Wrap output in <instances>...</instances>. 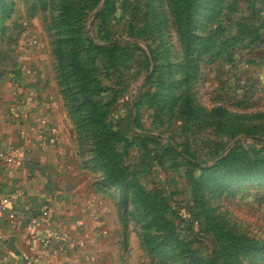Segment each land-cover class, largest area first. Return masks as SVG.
Instances as JSON below:
<instances>
[{
	"label": "rangeland",
	"instance_id": "obj_1",
	"mask_svg": "<svg viewBox=\"0 0 264 264\" xmlns=\"http://www.w3.org/2000/svg\"><path fill=\"white\" fill-rule=\"evenodd\" d=\"M0 103V126L14 116L31 151L69 138L29 179L46 176L45 194L75 214L100 200L86 259L264 264V169L246 164L264 160V0H0ZM99 123L124 132L113 158L144 189L128 200L106 180ZM54 207L41 212L57 219Z\"/></svg>",
	"mask_w": 264,
	"mask_h": 264
},
{
	"label": "crops",
	"instance_id": "obj_2",
	"mask_svg": "<svg viewBox=\"0 0 264 264\" xmlns=\"http://www.w3.org/2000/svg\"><path fill=\"white\" fill-rule=\"evenodd\" d=\"M3 107L4 103H0V120L3 118L5 109ZM51 117L52 127L56 128L60 123L65 124L64 121L60 122L57 118ZM21 130L22 128L14 116L6 117L3 125L0 126V149L4 148L16 157L15 163L12 165L0 158V198L9 194L13 196L11 210L0 213V264H95L92 260L94 258L92 257V261H90L88 258L86 259L84 253H98L94 244L101 237L102 232L96 228L97 224L94 219L97 215L95 205H100V200L93 197L77 200L76 206H88L90 209L87 210L89 211L87 214L84 213L85 211L75 214L63 209L61 203L53 202L54 198L45 194L48 187L46 176L34 177L32 181L29 179L31 173L43 172L47 174L51 170V167L48 166L50 161L68 154L69 138L65 134H61V131H55L61 136L55 150L48 148L50 146H45L47 141L43 139L42 141L37 140L39 145L36 148L39 150L34 148L31 151L30 148L36 142L35 138H29L28 134ZM43 144L44 150L41 148ZM40 189L43 191L41 192ZM35 197H41V199L36 200ZM47 204L55 205L53 209L57 219L48 217L41 212L44 205ZM35 216L39 217L41 221L37 225H32V218ZM58 219L61 225L68 228L71 236L80 238V240H75L78 246L67 242L63 243L60 236L54 237V226ZM91 219L92 222L89 224H83ZM76 222L77 225H74ZM33 232L37 238L32 237ZM47 236H53L55 239L51 247H45L41 243V239ZM76 248L81 253L76 251Z\"/></svg>",
	"mask_w": 264,
	"mask_h": 264
},
{
	"label": "trees",
	"instance_id": "obj_3",
	"mask_svg": "<svg viewBox=\"0 0 264 264\" xmlns=\"http://www.w3.org/2000/svg\"><path fill=\"white\" fill-rule=\"evenodd\" d=\"M181 1L182 0H179V2ZM100 2H102V0H95V3L97 4ZM184 15H185L184 12L178 10V19H180L184 24L185 35L186 37H188L192 35L191 21L190 19L188 20V18H186ZM190 15L191 14H189V18ZM198 38L201 37L198 36ZM122 133H124L123 130L115 131L112 128V124H104V123H99L94 130V135L97 134L98 136V141H97L98 158L103 163H106V168H107L106 180L111 182L113 185H120L123 191L122 194L124 195V199L128 200L129 189L132 187H136L138 184H134L132 181L127 179L126 168L119 165V162H116L113 158L118 156L119 144L120 141H122L121 139ZM246 164L248 165V167L252 166L253 168H256L258 170L264 169V160H256L254 162H247ZM136 188H139L140 190H144L143 187L139 185ZM139 196L141 198L144 197L145 204L147 205L151 204V200L149 199L151 195L149 193L145 195L139 194Z\"/></svg>",
	"mask_w": 264,
	"mask_h": 264
},
{
	"label": "built area",
	"instance_id": "obj_4",
	"mask_svg": "<svg viewBox=\"0 0 264 264\" xmlns=\"http://www.w3.org/2000/svg\"><path fill=\"white\" fill-rule=\"evenodd\" d=\"M0 158L9 165L14 164L16 160L15 155L12 152L6 150L0 151ZM12 202H13V196L10 194L0 198V213L10 211ZM40 221L41 219L35 216L34 218H32V225H37L40 223ZM54 234H55L54 237H56V236H60L61 233L59 232V230L54 229ZM32 237L33 238L36 237L35 232L32 233ZM54 237L53 236L44 237L41 239V243L45 247H51L55 241Z\"/></svg>",
	"mask_w": 264,
	"mask_h": 264
}]
</instances>
